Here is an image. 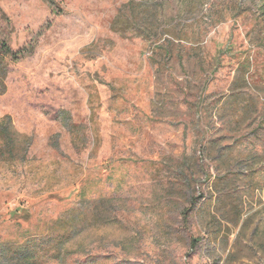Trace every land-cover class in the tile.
I'll return each instance as SVG.
<instances>
[{
  "label": "rangeland",
  "instance_id": "374dc122",
  "mask_svg": "<svg viewBox=\"0 0 264 264\" xmlns=\"http://www.w3.org/2000/svg\"><path fill=\"white\" fill-rule=\"evenodd\" d=\"M126 1L0 0V121L29 143L10 155L0 137V264H264V161L250 166L264 150L250 135L264 116V49L250 42L264 0L211 25L205 4L201 64L111 31ZM5 46L32 50L14 60ZM237 57L255 106L224 95L210 119L200 96L227 94ZM229 115L238 139L202 152Z\"/></svg>",
  "mask_w": 264,
  "mask_h": 264
},
{
  "label": "trees",
  "instance_id": "16d2710c",
  "mask_svg": "<svg viewBox=\"0 0 264 264\" xmlns=\"http://www.w3.org/2000/svg\"><path fill=\"white\" fill-rule=\"evenodd\" d=\"M218 2L219 0H127L117 8L115 15L110 21V30L117 32L122 36L129 35L131 37H137L143 41H147L149 46L152 48L153 56L158 57L159 59L164 57H176L180 61L182 60L183 55L191 56V51H196L195 55L197 56V61L201 64L203 62V50L199 43H201L200 38L203 37V32L206 28H202V25L195 18L197 14L199 15L202 13L205 4L209 3L205 12H207V18L209 19L210 25L215 20L224 19V11L233 12V16H236L247 10L246 7H242V4L238 2V0L230 2L231 5L224 2ZM254 13L259 20L263 19L264 12H262V9H255ZM190 17L194 18L191 19ZM203 17L204 16L201 15V18ZM201 18L199 17L198 19ZM250 37V42H254L256 47L264 49V34H252ZM190 38H194L197 43L195 46H190V48L186 50L183 49V46L178 41H175L177 39ZM31 50L32 49H19L17 51H13L9 47L5 46L3 52L9 54L14 60H17L22 57L25 52L29 53ZM237 58L238 74L234 77L227 94L220 95L221 98L213 93H207V95L200 96L199 104L202 105V112L205 116L208 115L207 117L210 119L217 116L216 112L213 111V108L218 106L224 95V104L229 105L228 107L234 108L239 99L246 102V106L243 109L244 111H247L249 104L253 108L255 106L257 95L255 93L254 95L250 94L249 89L252 85H249L244 77L245 72L249 70L251 64H249L248 57H244L241 61L239 60V57ZM211 98H213V100L209 101ZM222 118H218L217 122L220 124L217 127H214L215 125H210L209 121V123L205 126L206 133H209L211 127L216 128V131L219 132L221 130L228 129V132L218 137L209 136L207 141L204 142V145L208 148L202 152L208 150V153L210 154L213 148L218 146L220 140L232 139L233 141V139H238V137L233 138V133L239 129V127H236L235 125L239 124L241 121L234 119L233 116L231 117L230 115L227 117L228 120L223 121ZM244 119L247 121L250 120L248 119V116H245ZM254 119H257V124L250 135L253 136L257 134V137H260L262 134L261 132L264 133V116L259 115ZM255 120H252V122H255ZM248 122L249 123H247L246 127L252 123L251 120ZM209 125L211 127L208 128ZM0 137L3 141L1 148L8 154L14 155L17 152V149L19 151L23 149L24 152L27 151L26 147L29 143L23 139L20 141L19 134L13 130L11 122L8 118H6V121H0ZM204 140L205 139L202 138V141ZM225 146H229V144H225ZM225 146L217 151L218 156L224 153ZM3 152L0 151V153ZM216 157L217 153L214 158ZM254 157L257 158L254 159V161H251L250 166H253L254 164H259L260 166V164L264 161V150L261 154H256ZM244 160L245 159H241V161ZM241 161L236 162V164L240 165L239 163ZM250 170L251 172L255 171L254 169ZM239 217L240 215L237 217L238 219H236L234 225L239 223ZM244 223L245 220H243L240 225L237 235L242 232Z\"/></svg>",
  "mask_w": 264,
  "mask_h": 264
}]
</instances>
